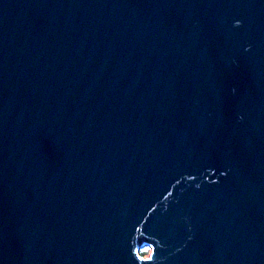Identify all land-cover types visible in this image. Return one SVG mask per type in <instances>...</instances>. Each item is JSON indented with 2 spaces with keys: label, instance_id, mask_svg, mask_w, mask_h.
<instances>
[{
  "label": "water",
  "instance_id": "obj_1",
  "mask_svg": "<svg viewBox=\"0 0 264 264\" xmlns=\"http://www.w3.org/2000/svg\"><path fill=\"white\" fill-rule=\"evenodd\" d=\"M0 264H264V0H0Z\"/></svg>",
  "mask_w": 264,
  "mask_h": 264
}]
</instances>
